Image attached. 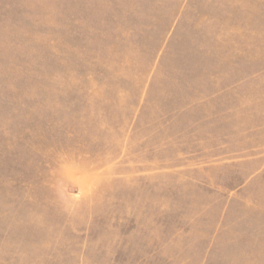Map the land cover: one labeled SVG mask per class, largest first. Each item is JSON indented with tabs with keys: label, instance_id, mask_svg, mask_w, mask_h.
<instances>
[{
	"label": "rangeland",
	"instance_id": "rangeland-1",
	"mask_svg": "<svg viewBox=\"0 0 264 264\" xmlns=\"http://www.w3.org/2000/svg\"><path fill=\"white\" fill-rule=\"evenodd\" d=\"M0 264H264V0H0Z\"/></svg>",
	"mask_w": 264,
	"mask_h": 264
}]
</instances>
